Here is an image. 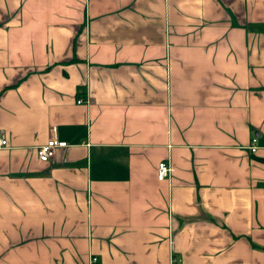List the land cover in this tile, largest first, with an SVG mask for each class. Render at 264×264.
I'll return each instance as SVG.
<instances>
[{"label":"crops","instance_id":"obj_1","mask_svg":"<svg viewBox=\"0 0 264 264\" xmlns=\"http://www.w3.org/2000/svg\"><path fill=\"white\" fill-rule=\"evenodd\" d=\"M0 132V264H264V0H0Z\"/></svg>","mask_w":264,"mask_h":264},{"label":"built area","instance_id":"obj_2","mask_svg":"<svg viewBox=\"0 0 264 264\" xmlns=\"http://www.w3.org/2000/svg\"><path fill=\"white\" fill-rule=\"evenodd\" d=\"M83 102L82 98H79L77 100V104H80ZM6 144V141L3 137V134L0 132V146H4ZM67 144L65 142H60L55 140V138H52L47 141L46 144L41 145L37 150V156L40 162H48L55 156V151L58 148H65ZM257 139L254 136V134L251 136L250 140V152L255 153L257 150ZM170 174V166L168 162H159L157 166V180L162 181L168 178ZM91 262L95 263V258H91Z\"/></svg>","mask_w":264,"mask_h":264}]
</instances>
